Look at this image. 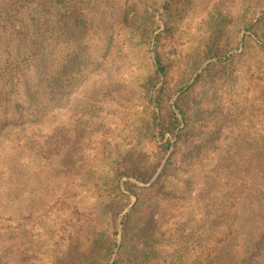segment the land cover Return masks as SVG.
<instances>
[{
	"label": "rangeland",
	"instance_id": "374dc122",
	"mask_svg": "<svg viewBox=\"0 0 264 264\" xmlns=\"http://www.w3.org/2000/svg\"><path fill=\"white\" fill-rule=\"evenodd\" d=\"M18 2L0 0L8 20ZM66 3L73 22L83 21V28L57 30L41 57L38 50L27 93L18 96L25 107L36 104L29 124L9 127L1 136L0 264H13L23 251H17L20 246L29 264H52L54 251L60 255L58 246L72 243L65 264H113L124 251L119 256L107 252L91 229L103 226L99 209L109 203L123 211L119 224L135 209L123 249L138 248L137 255L150 242L167 264H245L252 254L250 264H264V50L259 44L264 42V0ZM6 50L14 52V42L1 44L0 70ZM243 50L249 52L243 62L226 60ZM155 51L167 67L159 79L151 57ZM219 52L227 53L211 57ZM223 67L228 74L238 67L240 81L234 88L226 83V89L220 83L219 93L213 94V85L205 81ZM153 85L155 94L149 95L146 90ZM41 104L48 117L40 121ZM178 104L190 118L191 133L176 144L171 121ZM15 105L0 110V120H12ZM155 113L166 128L164 141L154 137ZM56 125L61 128L60 151L67 150V140L73 146L72 154L61 156L63 164L71 162L77 169L59 178L42 172L40 193L24 194L33 201L25 206L40 210L26 222L17 220L23 210L15 204L21 198L15 184L22 180L10 183L1 175L11 162L28 163L26 148L32 140L36 149L52 150L40 135ZM202 142L207 148L197 161L184 163ZM110 164L112 171L127 172L120 176L122 192L125 180L137 184L134 194L125 197L111 188ZM12 214L16 216L9 220Z\"/></svg>",
	"mask_w": 264,
	"mask_h": 264
},
{
	"label": "trees",
	"instance_id": "16d2710c",
	"mask_svg": "<svg viewBox=\"0 0 264 264\" xmlns=\"http://www.w3.org/2000/svg\"><path fill=\"white\" fill-rule=\"evenodd\" d=\"M15 6V5H14ZM10 11L13 13L11 16V19L8 20L6 16L9 14H6L4 11L0 9V48L1 44H11L14 42V52L6 50L7 59L4 63L3 70H0V110L7 107H13V106H6L11 103H16V105L13 108V111L16 113V116L12 118V120H8L5 116L0 120V141L1 136L6 133L7 129L9 127L15 128V127H23L29 124L28 122V116L31 114V108L35 107L36 104H33L32 107H25L21 104L20 101H22V98L18 97L19 95L23 97L27 93V87L28 83L31 78V74L34 70V63L36 60V57L38 56V50L40 49V57L41 54L45 52L43 49L47 48L51 45V42L54 41L53 35L56 34L57 30H63L65 33H70L78 30H82L83 28V21L79 20L77 22H73V13L69 11L66 0H19V2L16 4L14 8H12ZM10 13V14H11ZM130 21V20H127ZM74 24H80V26H75ZM50 44H46V42ZM253 42V40H251ZM258 44V43H257ZM260 48L264 50V42L259 43ZM46 45V46H45ZM228 52V51H227ZM227 52H219L218 54L211 56L212 58L225 56ZM49 54V53H48ZM249 52H245L244 50L239 55L232 54L229 56L226 60L227 61H235L239 58V62H243L246 58ZM16 56V57H13ZM152 60L154 61L155 66V77L157 79L166 76L167 74V67L164 65V63L161 60V56L157 51L152 52ZM232 61V62H233ZM237 62V61H236ZM219 63H223V61H220ZM238 63V62H237ZM222 70L215 72L214 74H211V80L205 81L207 83H211L213 85V94L219 93L220 87L219 84L223 83V86L226 83H230L229 88H234L237 86L238 82L240 81V69L238 67L234 68L231 72H227L226 68H221ZM217 70V69H216ZM209 77L210 75H206ZM200 80V79H199ZM224 80V81H223ZM43 78H40V86L43 83ZM156 85V84H155ZM155 85L153 87H149L146 91L149 92L151 95L155 94ZM227 84L224 86L226 87ZM231 90V89H230ZM163 92V89L159 90L157 96H161V93ZM218 95L216 94L215 97ZM161 99L155 100V103L159 105ZM53 103V100L50 102ZM53 105V104H52ZM46 105L41 104L38 106V115H40V121L41 119H46L48 115H46ZM176 110H179L178 112ZM173 109V115L171 125H173V136L176 139V144L178 141L182 139L184 135H188L191 133L190 129V118L187 115V112L183 111L181 106L178 104V106ZM55 112V110H53ZM52 116V115H51ZM50 116V117H51ZM49 117V119H50ZM7 119V120H6ZM161 116H158L157 113L154 114L153 118V128L156 132V135L154 136L158 141H164L165 138V132L166 129L164 127L163 120H160ZM2 121V122H1ZM48 122V121H47ZM46 122V123H47ZM44 124V123H43ZM42 124V125H43ZM55 125V124H52ZM184 127L181 129L180 127ZM50 131L46 135H40V141H44V145L46 143H49L53 146V149L44 152L45 149H36L35 148V142L32 140V142L27 145L26 152L29 155V158L26 159L28 163L25 164L22 163V165H18L15 162H11L9 165L8 171H4L1 176L3 177H9L11 180L10 183L13 182L14 178H17L18 181L20 179L22 182H18L15 185H18L17 192L20 193L19 196L21 198H16L15 204H18V208L22 209L23 211L18 214L17 220L26 222L28 218H31V216L34 215V213L39 208H36L35 210L31 211L29 210L30 207L25 206L26 204H31L32 197L28 195H24L26 193H40V175L45 170H49V174L47 177L50 178H59V177H68L69 173H74L77 168H72L71 162H68L66 164H63L62 161V155L67 152L73 153V146L68 144V140L66 142L67 150L60 151V148H58V144L56 141H59L60 139V127L53 126L48 128ZM178 132L176 133V131ZM43 131V130H42ZM39 141V142H40ZM30 142V141H28ZM27 142V143H28ZM41 144V142H40ZM166 144V143H164ZM33 145V146H32ZM72 146V147H71ZM206 145L204 143L197 144L193 147V149L188 152V156L185 158L184 163H188V165L192 164L193 160L196 162L197 158L202 154L203 149H206ZM178 148L174 150V153H177ZM70 154V155H71ZM20 157V155H15V158ZM59 158L58 161H54L56 158ZM75 166V164L73 163ZM135 165V164H134ZM112 171L113 164L109 165ZM76 167V166H75ZM36 168V169H35ZM264 169V168H263ZM71 170V172H70ZM264 171V170H263ZM113 177L111 188L117 187V193L120 192L121 194L125 195L127 197V192L134 194V189L138 188L137 184H135L132 180H125L122 185L124 186V191L122 192L121 189V178L120 176H124L127 174V172H124L123 170H120L117 167L112 171ZM262 172V171H261ZM134 173V171L130 172ZM264 173V172H262ZM31 174L34 177H29L28 175ZM130 178H133L137 182H142L141 177L137 176L136 174H131L129 176ZM43 179V176L41 177ZM39 182V183H38ZM116 183V185H115ZM156 185L159 184L158 181L155 183ZM154 184V185H155ZM21 185V186H20ZM152 185V188L154 187ZM162 186L160 185L159 188ZM23 189L28 190L27 192H24ZM37 190V191H36ZM114 190V189H113ZM166 194H169L170 192L165 190ZM113 194V193H112ZM114 195V194H113ZM119 199L120 196L116 195V199ZM165 198V197H164ZM9 199V198H8ZM40 202V195L37 199V202ZM20 206V207H19ZM115 205L112 203H109L102 207L100 210V213L103 212L102 220L104 219V224L102 226L101 223H98V225L95 227L92 226L91 229H93V234L96 240H98L99 244H102L105 246V250L109 253L115 254L117 252V255L119 256L121 254V250L124 252L121 254V256L114 261L113 264H167L166 260L164 259L163 254L161 251H159V248L157 245H153L150 242L146 245L145 251L139 255H137L136 251L138 248H131L123 249V246L125 247L126 239L129 233V230L131 228V222L134 220V217L136 216L135 209H133L131 212H129L122 220L121 224L118 223L119 216L123 211L120 210V212H117V208L114 207ZM4 208V207H3ZM3 209H0V211ZM16 215L12 214L9 218L13 219ZM16 219V218H15ZM14 219V221H15ZM69 225H72L73 223L69 222ZM98 229V230H96ZM74 238L72 239L74 242L75 237L78 236L77 232L76 234H73ZM127 236V237H126ZM262 244L260 241L258 244V247ZM58 245V244H57ZM63 244H61L58 247H61L59 249L60 255L57 256V251H54L53 255V263L52 264H65L66 260L69 256L70 251L72 250L73 243L70 245L68 244L67 248L62 247ZM103 246V247H104ZM23 250L19 255H17L14 258L13 264H29V258L26 256V249L17 248V251ZM258 251V249H257ZM76 253V252H75ZM128 253V255L126 254ZM123 254L127 255V261L122 262ZM129 255H133L134 257L130 258ZM256 255V254H255ZM255 255H251L247 258L245 264H250L251 261H253V257Z\"/></svg>",
	"mask_w": 264,
	"mask_h": 264
}]
</instances>
